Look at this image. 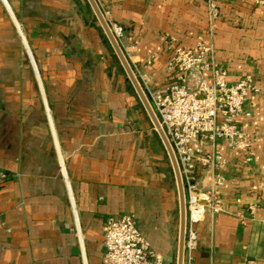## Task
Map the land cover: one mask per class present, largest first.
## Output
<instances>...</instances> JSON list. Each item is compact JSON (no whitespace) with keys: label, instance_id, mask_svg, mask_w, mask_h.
I'll use <instances>...</instances> for the list:
<instances>
[{"label":"crops","instance_id":"1","mask_svg":"<svg viewBox=\"0 0 264 264\" xmlns=\"http://www.w3.org/2000/svg\"><path fill=\"white\" fill-rule=\"evenodd\" d=\"M96 1L152 82L169 37L209 44L229 83L253 76L239 119L253 160L224 149L227 210L195 225L183 264H264V0H212L210 20L206 0ZM144 117L86 0H0V264H105V220L124 215L176 264L173 173Z\"/></svg>","mask_w":264,"mask_h":264},{"label":"built area","instance_id":"2","mask_svg":"<svg viewBox=\"0 0 264 264\" xmlns=\"http://www.w3.org/2000/svg\"><path fill=\"white\" fill-rule=\"evenodd\" d=\"M206 2L210 20L217 16V9L212 0ZM103 14L121 47L122 26ZM168 39L171 56L162 81L152 82L145 73L133 71L178 166L186 210L184 252H190L197 242L195 225L207 215L227 210L223 187L230 162L224 149L246 164L253 160L256 132L241 129L239 119L248 115L243 106L259 88L250 74L229 83L226 68L215 60L205 41L185 46L173 37ZM260 201L256 195L248 205L252 215ZM102 245L105 264H164L129 215L106 218Z\"/></svg>","mask_w":264,"mask_h":264},{"label":"water","instance_id":"3","mask_svg":"<svg viewBox=\"0 0 264 264\" xmlns=\"http://www.w3.org/2000/svg\"><path fill=\"white\" fill-rule=\"evenodd\" d=\"M88 5L90 6L98 24L100 25L107 41L109 42L118 62L120 63L125 75L126 79L129 81L130 85L132 86L141 106L143 107L153 129L155 130L162 147L164 148L166 155L168 157L174 181H175V188L177 192V200H178V243H177V258L176 264H183L184 262V241H185V225H186V210H185V198H184V190L183 185L180 177V173L178 170V166L173 154V151L170 147V144L159 125V122L148 102V99L134 73L130 62L128 61L126 55L124 54L122 48L120 47L119 43L116 41L115 37L113 36L108 22L104 17V14L98 5L96 0H86Z\"/></svg>","mask_w":264,"mask_h":264},{"label":"rangeland","instance_id":"4","mask_svg":"<svg viewBox=\"0 0 264 264\" xmlns=\"http://www.w3.org/2000/svg\"><path fill=\"white\" fill-rule=\"evenodd\" d=\"M97 21V20H96ZM98 23V22H97ZM99 25V24H98ZM100 26V25H99ZM101 28V27H100ZM102 30V29H101ZM103 32V31H102ZM105 36V35H104ZM106 38V37H105ZM123 70V69H122ZM144 119H145V121H146V123H148V125L150 126V121H149V119H148V117H147V115H146V113H145V117H144ZM169 179H170V181H171V183L172 184H175V181H174V178H173V176L172 175H170L169 176ZM176 194H177V192H176ZM175 194V195H176ZM175 220H176V223L178 222V201H177V196H176V217H175Z\"/></svg>","mask_w":264,"mask_h":264}]
</instances>
